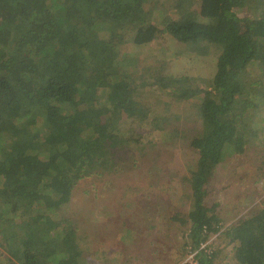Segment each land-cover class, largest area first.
Masks as SVG:
<instances>
[{"label":"trees","instance_id":"obj_1","mask_svg":"<svg viewBox=\"0 0 264 264\" xmlns=\"http://www.w3.org/2000/svg\"><path fill=\"white\" fill-rule=\"evenodd\" d=\"M152 1L0 0V264H84L79 232L61 209L79 180L119 167L121 123L133 107L136 117L143 111L134 79L116 62L128 42L143 48L160 37L202 57L219 54L206 90L156 76L177 87L165 92L179 100L200 99L186 256L215 264L217 252L202 249L224 228L214 181L244 157L259 117L264 134V87L249 86L252 68L264 67V1L199 0L196 11L176 7L177 19L148 10ZM223 233L238 264H264V206Z\"/></svg>","mask_w":264,"mask_h":264},{"label":"rangeland","instance_id":"obj_2","mask_svg":"<svg viewBox=\"0 0 264 264\" xmlns=\"http://www.w3.org/2000/svg\"><path fill=\"white\" fill-rule=\"evenodd\" d=\"M198 4L199 0H154L147 9L162 10L166 17L177 19L176 7L196 11ZM168 39L165 42L160 37L143 48L128 42L117 59V67L134 79L135 99L143 112L136 117L138 109L133 107L130 119L121 123L126 141L116 155L119 167L100 178L79 180L69 204L61 209L79 232L84 264H197L186 254L191 244L188 180L198 158L189 143L201 130L196 105L200 99L179 100L165 92V87H177L168 81L162 85L156 76L175 77L181 81L180 88L206 90L219 54L211 48L202 57ZM249 86L264 87L263 66L252 68ZM260 118L247 131L244 157H233L224 165V175L214 181L213 200L220 201L224 228L204 248L208 244L211 252H217L215 264H238L236 246L223 232L264 206V184L260 187L264 182V134L257 132L263 127ZM127 137L137 143L129 144ZM184 219L187 224L181 225Z\"/></svg>","mask_w":264,"mask_h":264},{"label":"built area","instance_id":"obj_3","mask_svg":"<svg viewBox=\"0 0 264 264\" xmlns=\"http://www.w3.org/2000/svg\"><path fill=\"white\" fill-rule=\"evenodd\" d=\"M206 247V246H205ZM204 248V245H203V247H202V249ZM191 257V260H193L194 258H195V255H192V256H190ZM192 264H195L194 262H192ZM197 264H198V262H197Z\"/></svg>","mask_w":264,"mask_h":264}]
</instances>
